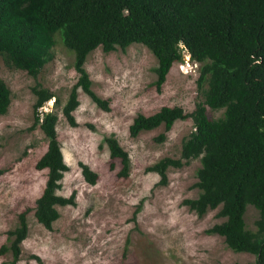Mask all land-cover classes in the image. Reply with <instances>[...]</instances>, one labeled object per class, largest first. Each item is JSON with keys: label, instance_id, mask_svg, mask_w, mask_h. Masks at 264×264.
Masks as SVG:
<instances>
[{"label": "trees", "instance_id": "obj_1", "mask_svg": "<svg viewBox=\"0 0 264 264\" xmlns=\"http://www.w3.org/2000/svg\"><path fill=\"white\" fill-rule=\"evenodd\" d=\"M57 31L74 53L78 76L62 105L49 87L39 82L32 86L36 96L32 126L38 125L47 139L45 151L35 162L37 168L47 169L35 200L37 221L51 228L60 215L58 206L75 203L74 192H58L69 165L58 138L57 107L61 105L69 124L76 125L73 110L80 103V87L98 106L110 109L109 99L92 88L84 66L88 53L97 46L108 52L142 42L157 58L153 83L161 90L173 63L183 58L182 43L191 60L201 61L193 109L162 105L148 114L138 112L129 133L136 136L163 124L164 131L156 135L163 141L176 119L191 118L194 128L182 140L180 156H164L147 169L158 172L165 183L169 167H181L199 157L198 194L182 203L199 217L219 207L217 215L225 218L205 231L222 235L234 251L254 254L245 264H264V0H0V55L12 66L36 77L52 58ZM52 98L55 108H40ZM10 101V88L0 77V114ZM208 107L223 112L210 117ZM103 141L110 156L120 159L117 173L127 177L128 151L113 133ZM79 164L84 179L95 183L97 171L86 162ZM249 203L258 210L256 229L246 226ZM27 211L19 212L17 224L7 230V242L0 246V253H11L9 264L20 259L21 242L29 231Z\"/></svg>", "mask_w": 264, "mask_h": 264}, {"label": "rangeland", "instance_id": "obj_2", "mask_svg": "<svg viewBox=\"0 0 264 264\" xmlns=\"http://www.w3.org/2000/svg\"><path fill=\"white\" fill-rule=\"evenodd\" d=\"M52 58L36 77L25 69L12 66L0 55V77L11 91V101L0 114V246L7 242V230L17 224L18 214L27 211L29 231L21 242L17 264H245L254 254L234 251L224 237L205 229L225 217L219 207L208 209L199 217L182 203L195 197L199 188V157L181 167H169L165 183L160 174L147 167L164 156L179 157L182 140L193 130L191 118L176 119L166 131V138H156L163 124L138 135L129 133V124L138 112L151 113L162 105H181L193 109L198 98L196 79L201 61H175L161 90L153 81L157 58L142 42H132L125 49L117 46L104 51L91 50L85 68L92 88L109 99V110L98 106L78 88L79 105L73 110L77 124L71 125L62 114L61 105L77 79L74 53L55 33ZM39 82L61 99L56 124L64 159L69 165L59 193L75 194V203L59 205V217L51 228L34 215L35 200L40 195L47 169L35 166L45 151L47 139L33 124L32 86ZM53 98L43 110L53 109ZM223 109L207 114L218 117ZM115 134L128 151L131 165L127 177L120 176V159L112 158L103 137ZM97 171L95 183L86 181L79 162ZM113 162V167L110 163ZM139 205V207H138ZM246 226L256 229L258 210L247 204ZM11 253H0V264H9Z\"/></svg>", "mask_w": 264, "mask_h": 264}, {"label": "built area", "instance_id": "obj_3", "mask_svg": "<svg viewBox=\"0 0 264 264\" xmlns=\"http://www.w3.org/2000/svg\"><path fill=\"white\" fill-rule=\"evenodd\" d=\"M180 45L183 47L182 51H183V54H185L187 57L185 58V60H187V62H189V57H190V54L187 50V48L185 46H183L182 43H180Z\"/></svg>", "mask_w": 264, "mask_h": 264}]
</instances>
